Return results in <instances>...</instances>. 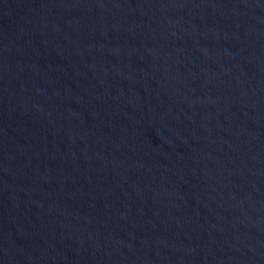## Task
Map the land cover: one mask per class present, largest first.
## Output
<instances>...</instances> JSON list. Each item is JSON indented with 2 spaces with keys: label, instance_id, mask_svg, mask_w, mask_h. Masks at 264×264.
<instances>
[{
  "label": "water",
  "instance_id": "water-1",
  "mask_svg": "<svg viewBox=\"0 0 264 264\" xmlns=\"http://www.w3.org/2000/svg\"><path fill=\"white\" fill-rule=\"evenodd\" d=\"M0 264H264V0H0Z\"/></svg>",
  "mask_w": 264,
  "mask_h": 264
}]
</instances>
